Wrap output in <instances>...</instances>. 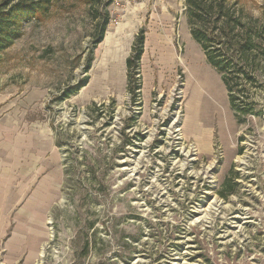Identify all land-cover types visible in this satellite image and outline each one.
<instances>
[{
	"label": "rangeland",
	"instance_id": "374dc122",
	"mask_svg": "<svg viewBox=\"0 0 264 264\" xmlns=\"http://www.w3.org/2000/svg\"><path fill=\"white\" fill-rule=\"evenodd\" d=\"M230 3L243 31L264 34V0ZM186 10V0H51L0 51V120L47 129L60 151L33 264H264V44L248 53L255 80L242 75L239 95L252 105L238 119Z\"/></svg>",
	"mask_w": 264,
	"mask_h": 264
},
{
	"label": "crops",
	"instance_id": "0c3cea01",
	"mask_svg": "<svg viewBox=\"0 0 264 264\" xmlns=\"http://www.w3.org/2000/svg\"><path fill=\"white\" fill-rule=\"evenodd\" d=\"M59 183L60 151L47 129L11 128L0 120V264L37 261Z\"/></svg>",
	"mask_w": 264,
	"mask_h": 264
},
{
	"label": "trees",
	"instance_id": "16d2710c",
	"mask_svg": "<svg viewBox=\"0 0 264 264\" xmlns=\"http://www.w3.org/2000/svg\"><path fill=\"white\" fill-rule=\"evenodd\" d=\"M94 0H88L92 2ZM187 21L194 39L200 43L208 62L222 75L228 91L232 110L239 119L247 114L248 106L252 102L242 98V75L255 80L247 71L248 53L259 50L264 44V34L258 32L251 34L240 27L243 25L236 10L232 9L230 0H186ZM51 0H3L0 3V51L10 47L15 38L19 36V26L26 19L38 17L47 10ZM103 21L99 24L94 46L100 44L105 37L109 24V13H103ZM145 30L142 28L137 34L132 52L127 58L128 76L130 80L140 77V61L144 53ZM263 53L264 50L262 49ZM94 53L87 61V70L92 66ZM84 79L80 84L67 89L62 98H68L87 84ZM223 196H227L224 192ZM88 248V247H87Z\"/></svg>",
	"mask_w": 264,
	"mask_h": 264
},
{
	"label": "built area",
	"instance_id": "2783aa9c",
	"mask_svg": "<svg viewBox=\"0 0 264 264\" xmlns=\"http://www.w3.org/2000/svg\"><path fill=\"white\" fill-rule=\"evenodd\" d=\"M129 1L134 2V3H137V2H139V1H141V0H129ZM113 2H114V3H119L120 0H113Z\"/></svg>",
	"mask_w": 264,
	"mask_h": 264
}]
</instances>
